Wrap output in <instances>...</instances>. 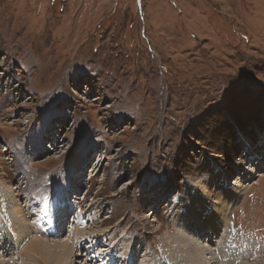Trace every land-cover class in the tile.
Wrapping results in <instances>:
<instances>
[{
  "label": "rangeland",
  "instance_id": "obj_1",
  "mask_svg": "<svg viewBox=\"0 0 264 264\" xmlns=\"http://www.w3.org/2000/svg\"><path fill=\"white\" fill-rule=\"evenodd\" d=\"M5 195L68 264H218L223 212L264 264V0H0Z\"/></svg>",
  "mask_w": 264,
  "mask_h": 264
},
{
  "label": "bare ground",
  "instance_id": "obj_2",
  "mask_svg": "<svg viewBox=\"0 0 264 264\" xmlns=\"http://www.w3.org/2000/svg\"><path fill=\"white\" fill-rule=\"evenodd\" d=\"M247 146H248V144H247ZM5 196H6L7 199L3 202V205L0 207L1 208L0 209V236L2 238L3 237L4 238L8 237L10 235V234H8V230L14 228V227H12V225L15 226L16 224H18L21 227L20 232H19V234H21L20 236H23L25 234L27 236L26 242L30 241L29 245L27 246L26 250L24 251V255L25 256L26 255L28 256L29 252L30 253L32 252V254H33V256L35 258L39 259V261H45L47 264H63V263L64 264H68V262H70L72 257L73 256L75 257L74 252L71 254V252H72L71 246L72 245L70 246L68 244V241L59 240L57 242H49L50 239L48 241H47V238H46V240H42L39 237H37L36 235H34V232H31L26 227V224L23 223L22 220L24 219V216L21 214L20 210L18 209L19 207H17V205L12 201L13 199L12 200L9 199L10 196H8V195H5ZM9 203L12 204V208L13 209L9 208ZM4 204H6V205H4ZM212 211L215 214H217L218 216L220 215L219 214L220 213V209L216 210L215 208H212ZM2 212H4L5 214H3ZM15 212H16V216L14 214ZM217 215H216V218L218 219ZM6 217H8L10 219H7ZM210 217H212V216H210ZM11 219L13 220V222H9ZM220 219L222 221L223 228H221V230H218V231H224V233H225L224 235L226 237V240H222L219 243L212 241V243L216 245V249H220V252H221V255L219 257H217V258L215 256L214 257L216 258L218 264H234V263H236V261L240 257V254H241L240 247H241L242 243H247L249 241H247L245 239L246 236H244L242 234H238L233 229L232 230H228L227 228H225L226 227V222H225L226 218H225L224 212L222 213V216L220 217ZM15 221H16V223H15ZM218 221H220V220L218 219ZM223 222H225V223H223ZM196 227H198V226H196ZM203 229L202 230L200 229L202 231V235H203ZM209 229L212 230V231H217V230H214L212 227H208L207 231H209ZM19 234L16 232V234L14 236H18ZM208 234H210V233L208 232ZM195 237L196 236L194 234L189 233V235H187L188 242H185L183 239H181V241H184V242H181V241L178 242L181 246H183V248L185 247L186 249H188L189 253L188 252H184L183 250H178V252L181 251L179 253L180 254L179 256H181V258L178 260L177 259V258H179L178 255H176V257L172 255L176 259L174 261V263H176L177 261H180V260L183 261V262H187V260H188V264H213V263L215 264L214 261H212L211 263L208 262L209 258L213 259L212 257L208 256V250L209 249L203 248L202 245H200L201 247L192 245V243L189 242V240L195 239ZM200 238H201V236H200ZM250 238L252 239V237H250ZM196 239H197V237H196ZM209 240H210V238H209ZM209 240H208V242H209ZM218 245H220V246H218ZM72 249H73V247H72ZM251 250L252 249L250 248L247 252L250 254ZM258 252L260 254L261 251L260 250H255V253H256L255 257L256 258H257V253ZM194 253H196L197 255L194 254ZM185 254H187L188 256H184L183 257V255H185ZM252 256H254V254ZM244 260H245V258H244ZM1 263L2 262L0 260V264Z\"/></svg>",
  "mask_w": 264,
  "mask_h": 264
}]
</instances>
